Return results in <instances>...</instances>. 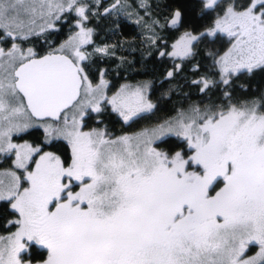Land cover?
Instances as JSON below:
<instances>
[{
    "label": "snow or ice",
    "instance_id": "snow-or-ice-1",
    "mask_svg": "<svg viewBox=\"0 0 264 264\" xmlns=\"http://www.w3.org/2000/svg\"><path fill=\"white\" fill-rule=\"evenodd\" d=\"M202 6L215 11L219 3L202 0ZM87 10L79 0H0V35L12 41L10 49L0 47V153L14 150V166L22 170L7 172V185L0 180V201L18 214L8 222L16 231L0 246V264H32L34 248L43 250L38 264H264V111L255 103L192 107L136 137L84 131L86 107L100 111L95 96L80 99L82 91H100L79 64L86 59L80 45L91 37L83 27ZM65 11L80 18V31L68 41L75 60L64 45L44 56L18 46L17 39L55 29ZM182 16L174 11L171 25ZM217 31L236 38L221 58L225 74L264 68V0L239 10L230 4L206 34ZM197 39L185 32L172 55H189ZM108 103L125 123L155 107L142 88H122ZM33 117L57 122L38 126L44 144L66 142L67 161L12 143L13 132L36 126ZM172 134L186 148L158 150L157 141ZM253 245L258 253L246 256Z\"/></svg>",
    "mask_w": 264,
    "mask_h": 264
},
{
    "label": "flooded vegetation",
    "instance_id": "flooded-vegetation-1",
    "mask_svg": "<svg viewBox=\"0 0 264 264\" xmlns=\"http://www.w3.org/2000/svg\"><path fill=\"white\" fill-rule=\"evenodd\" d=\"M234 1L218 0L219 7L215 11H205L202 6V0H190L188 3L191 6L189 8V16H187L186 11L184 12L180 5L167 12L166 4L162 0H99V3L97 0H88L83 3L88 5V19L84 21L83 27L91 29V37L89 43L80 45V51L85 54L86 59L80 61L79 64L84 69L82 75L88 77V83H91L92 86L102 85L101 81H103V85L107 87L106 105H103L102 110L99 111V116L102 117L106 113L113 114L127 128L131 127V123L140 117L149 118L152 116L154 118L159 113L158 101L161 100V96L157 95L155 89L162 87L169 80L172 81L175 75L179 74L190 62L196 68L197 62L195 61L194 63L196 49L198 43L204 39L208 42L207 46L212 47L215 43L219 44L216 59L223 78L225 76L229 80L230 77L240 72L248 71L247 69H239L240 71L234 74H231L232 72L222 73L221 58L233 49L236 38L230 37L226 32L219 31L215 35L206 34L208 30L215 28L216 19L222 18L227 7L230 4L232 5ZM114 4L116 5L115 8L112 7ZM177 9L183 14L182 22L172 26L170 21L174 11ZM194 12H197V16H193ZM196 18L201 20L206 18L209 21L207 20L208 22L206 21L202 27L195 28L193 27V22ZM102 23H108L107 31L102 30ZM125 27H129L128 35L121 33V30ZM185 32H192L198 37L196 41L192 42L191 53L187 56L172 55L173 52H179V47L174 49L173 45H178ZM170 33H172V36ZM147 35H154L156 40L151 42L150 37ZM169 35L170 37H168ZM63 42L66 43V37ZM126 44H132L135 48L127 49ZM97 47L111 48L109 49L111 51L110 56L98 53ZM142 53L144 54L143 58L146 60L155 57L159 63H163L162 71L155 78V81L147 76L146 70L141 71L143 68H139V65L135 63L134 57ZM64 54H66V49H64ZM235 55L236 53L232 52V58ZM69 57L72 58L71 56ZM72 59L75 60L74 58ZM167 61L169 62L168 69L166 67ZM126 62L134 66L132 67L133 74L131 76L126 75V72H124L123 65ZM140 66H143V64L141 63ZM169 72L172 73L171 76L168 75ZM126 85H146L147 91H145V95L155 105L151 112L141 113L127 123L124 122L117 112L112 110L108 103L110 95L116 93L120 86ZM83 93L82 91L81 96ZM157 123H160V121L154 122L152 125ZM257 247L256 245L250 246L247 253H254Z\"/></svg>",
    "mask_w": 264,
    "mask_h": 264
},
{
    "label": "trees",
    "instance_id": "trees-1",
    "mask_svg": "<svg viewBox=\"0 0 264 264\" xmlns=\"http://www.w3.org/2000/svg\"><path fill=\"white\" fill-rule=\"evenodd\" d=\"M166 4L167 12H170L172 8L180 5L184 12L186 11L187 16L190 15L189 8H191L190 0H162ZM249 0H235L232 2L237 9H241L247 5ZM66 17L60 22H57L55 29H52L50 36L45 37H33L30 38L26 43H30L35 47L38 56H43L49 52H56L57 47L64 41H68L73 34V26L77 23V18L70 11H66L64 14ZM193 16H197V12L193 13ZM208 19L200 18L193 22L195 28H200L205 25ZM209 21V20H208ZM207 21V22H208ZM189 25V24H188ZM108 23H102V30H108ZM77 27V26H76ZM129 27H125L121 30V33L127 34ZM172 36V33H170ZM170 35L168 37H170ZM0 40H2V35H0ZM208 42L204 40L198 43L195 55V61L197 62L196 68L191 65L185 66L183 70L175 75L172 81H168L162 87H157L155 89L158 96H161V100L158 101V111L159 113L153 118L151 117H140L135 119L131 123L130 129H138L143 126H148L154 122H159L164 118H171L172 116L179 113V111L191 103L197 104L199 107L207 108H223L226 109L230 105L246 104L249 101L258 100L262 103L264 109V68L253 69L251 72L243 71L240 72L228 80V84L223 82V77L219 71L217 64L216 54L219 48V44L215 43L212 47L207 46ZM127 49H134L132 44H126ZM143 53L139 56H135V63L139 65V68H143L141 71H147L148 77L155 81V78L162 71V64L158 62L155 57L150 60L143 58ZM143 66H140V64ZM132 65L130 63H124L123 68L126 75L131 76L133 74ZM136 67V66H135ZM167 69L169 67V62L167 61ZM137 72V71H136ZM204 81H209L207 88L204 87ZM195 82V83H194ZM198 82V83H196ZM205 90H201V89ZM227 93V95H226ZM261 108V109H262ZM102 124L94 122V116L91 115L87 118L86 127L90 128L93 126L102 125L109 126L108 130L110 132L125 131L127 127H124L113 114L106 113L102 117ZM99 126V127H100ZM119 130V131H118ZM123 133V132H120ZM20 140L31 142L33 145H42L43 152L51 151L60 156L62 160H68L70 157V148L67 146L65 141H55L53 142L55 146L44 144V132L39 128H34L23 135H21ZM160 149L163 151H174L180 150L181 147L186 148V143L180 138L169 137L166 142L160 143ZM3 165H0V169ZM222 183L220 187H222ZM219 188H217L218 190ZM18 218V214L15 213L10 206L8 201H0V238L6 237L16 230L15 225H9V221ZM32 263L38 264L41 256L38 254L42 252L40 249H32Z\"/></svg>",
    "mask_w": 264,
    "mask_h": 264
},
{
    "label": "rangeland",
    "instance_id": "rangeland-1",
    "mask_svg": "<svg viewBox=\"0 0 264 264\" xmlns=\"http://www.w3.org/2000/svg\"><path fill=\"white\" fill-rule=\"evenodd\" d=\"M88 0H79V3H85V2H87ZM97 2L99 3V0H97ZM249 3V2H248ZM247 3V4H248ZM239 10V9H238ZM71 13H73L74 14V16H76V18L79 20L80 18L76 15V13H75V11H70ZM66 13V11L64 12V13H62L61 14V18L59 19V20H57V21H55V25H56V23L57 22H60L61 20H63L64 18H65V21H66V17L64 16V14ZM224 16V15H223ZM77 20V21H78ZM41 23H43V21L42 20H40V19H37V24H41ZM151 25H153L152 23H151ZM77 26V23L76 24H74V28H73V34L74 35H71L70 37L72 38V37H75L76 36V34L80 31V27H76ZM52 29H50V30H48V31H45V32H43L42 34H40V35H31V36H29L27 39H17V41H16V43L18 44V46L21 48V49H23L25 52L27 51V49L28 48H32L35 52H36V50H35V47L34 46H32L30 43H26V41H28L30 38H33V37H45V36H50L51 35V31ZM147 36H149V35H147ZM150 38V40H151V42H154L155 40H156V37L154 36V35H152V36H149ZM70 38V39H71ZM69 39V40H70ZM68 40V41H69ZM68 41H66V43H61L59 46H57L56 48H54V49H60V47H61V45H64L65 46V48L64 49H66V54L67 55H69V56H71L72 58H74V59H76V57L73 55V53H72V51H71V47H72V45H70V44H68ZM76 43H78V39L77 40H75V41H73L72 42V44H76ZM11 45H12V41L10 40V39H5V38H3L2 37V40H0V47H2V48H4L5 50H8V49H10L11 48ZM97 49H105L106 51L105 52H99V51H97L98 53H100V54H102V55H104V56H110V53H111V51H109V49H111V48H105V47H102V48H98L97 47ZM234 52V51H233ZM229 54V52L227 53V54H225L223 57H225L226 55H228ZM222 64H223V61L221 60V70H222ZM238 71H240V70H238ZM238 71H235V72H232L231 74H234V73H237ZM222 73H224L223 71H222ZM224 76V75H223ZM224 78H226L225 76H224ZM97 86H100V91L99 92H97V93H93V94H91V95H85V93H83V95L81 96V98L80 99H86V100H92V97L93 96H95L96 97V99H98L99 100V107H100V111L102 110V108H103V105H106V86H104V85H93V88H97ZM122 88H126V89H136V88H142L143 90H144V94H145V91H147V87H146V85L145 86H136V85H129V86H120V88L118 89V91L116 92V93H112V95H110V97H109V100L113 97V96H115ZM100 92H102V97H101V95H100ZM108 100V101H109ZM252 103H255L256 105H257V110L258 111H264V109L262 108L263 107V105H262V103L260 102V101H258V100H254V101H249V102H247L246 104H238L237 106H241V105H251ZM109 105L112 107V105L109 103ZM192 107H198V108H200L201 109V111L203 112V111H205V110H208V109H221V107H219V108H213V107H211V108H207V107H203V105H200V107L197 105V104H195V103H191V104H189V105H187L186 107H184V108H182L180 111H179V113L178 114H176V115H174V116H172L171 118H164L163 120H161L160 121V123H157V124H155V125H148V126H143V127H140V128H138V129H130V127H128V128H126L125 129V131H119V133H117V132H110V130H108V128H109V126H107V124H106V126H105V123H103V126L101 125H98V126H93V127H90V128H87L86 127V124H87V118L88 117H90L91 115H93L94 116V122H97L98 124H102L101 123V121H102V118H101V116H99L100 115V113L99 112H95V111H92L91 110V107L90 106H88V107H86V115L84 116V119H83V121H82V124H83V130L84 131H91V130H93V129H96V130H99V131H103V132H105V134H106V137L107 138H112V139H115V138H119V137H121V136H130V137H136L138 134H140V133H142V132H144V131H146V130H151V129H154V128H156L159 124H163L165 121H172V122H175V120L176 119H179L180 118V114L181 113H187ZM262 108V109H261ZM68 112V116H69V120H71V116H72V114H73V112H72V110H68L67 111ZM63 118V117H62ZM32 120H33V122H34V125H36V126H33V127H31V128H29L27 131H29V130H31V129H34V128H39V129H41L42 131H43V128H41V127H39L38 125L39 124H41V123H44V122H48V123H52V124H55V123H57V122H53V121H51V120H46V121H36L35 119H33L32 118ZM100 126V127H99ZM108 127V128H107ZM110 129V128H109ZM27 131H22V132H13L12 133V135H11V139H12V143H14V144H18V145H21V144H31L32 146H34V147H37V146H35V145H33L31 142H28V141H23V140H20V137H21V135H23L24 133H26ZM120 132H123V133H120ZM169 137H176V138H179V137H177V136H175L174 134H172V135H168L167 137H166V139L167 138H169ZM160 143L161 142H159V141H157V144H158V150H161L160 149ZM39 147H41V149H42V152L44 151L43 150V147H42V145H38ZM163 151V150H162ZM46 152V151H45ZM56 154V153H55ZM39 158V156L37 155V156H35L34 157V159H38ZM14 161H15V152H14V150L13 151H11V152H4V153H0V165H3L2 166V168L0 169V180H3L4 181V184L5 185H7L8 183H10V180H11V178L9 177V176H7L6 175V173L7 172H9V171H16L17 172V174L19 175L20 174V172L22 171V170H19V169H16L15 168V166H14ZM30 167L31 168H33L34 169V167H35V165L34 164H31L30 165ZM223 186V185H222ZM78 190V189H77ZM4 201H6V200H4ZM11 206V205H10ZM12 209V208H11ZM16 231V230H15ZM14 231V232H15ZM13 232V233H14ZM12 234V233H11ZM10 234V235H11ZM10 235H8V236H6V237H3V238H0V246H3L6 242H7V237H9ZM258 251H259V247H257L256 249H255V251H254V253H246V256H255L257 253H258ZM32 252V251H31ZM31 255H32V253H31ZM33 264V263H32Z\"/></svg>",
    "mask_w": 264,
    "mask_h": 264
},
{
    "label": "water",
    "instance_id": "water-1",
    "mask_svg": "<svg viewBox=\"0 0 264 264\" xmlns=\"http://www.w3.org/2000/svg\"><path fill=\"white\" fill-rule=\"evenodd\" d=\"M56 54H59V53H56ZM47 55V54H46ZM44 56V55H43ZM70 58V57H69ZM81 98V97H80ZM68 111V110H66ZM64 113H61V117H63ZM33 119H35L36 121H46V120H51V118H44V120H39L38 118L36 117H33ZM52 121V120H51ZM53 122H56V121H53Z\"/></svg>",
    "mask_w": 264,
    "mask_h": 264
}]
</instances>
